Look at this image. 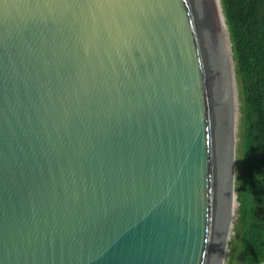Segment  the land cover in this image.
Masks as SVG:
<instances>
[{"label": "water", "instance_id": "1", "mask_svg": "<svg viewBox=\"0 0 264 264\" xmlns=\"http://www.w3.org/2000/svg\"><path fill=\"white\" fill-rule=\"evenodd\" d=\"M235 117L218 0H0V264H223Z\"/></svg>", "mask_w": 264, "mask_h": 264}, {"label": "trees", "instance_id": "2", "mask_svg": "<svg viewBox=\"0 0 264 264\" xmlns=\"http://www.w3.org/2000/svg\"><path fill=\"white\" fill-rule=\"evenodd\" d=\"M234 62L240 142L234 179V230L242 264L264 263V0H219Z\"/></svg>", "mask_w": 264, "mask_h": 264}, {"label": "rangeland", "instance_id": "3", "mask_svg": "<svg viewBox=\"0 0 264 264\" xmlns=\"http://www.w3.org/2000/svg\"><path fill=\"white\" fill-rule=\"evenodd\" d=\"M220 3V2H219ZM221 7V5H220ZM222 11V8H221ZM223 15V13H222ZM224 17V16H223ZM233 61V60H232ZM234 63V62H233ZM234 72V70H233ZM235 82V80H234ZM235 90H236V117H235V137H234V174H236L237 169V159H238V145L240 142L239 132H240V106L241 102L238 97V91L235 83ZM236 196V194H235ZM234 196L235 202L232 203L231 211L232 215L235 216V222L237 218V208H238V202L236 201V197ZM234 222V224H235ZM234 224L229 225V233H228V243L226 248V253L224 257V263L223 264H242V251H241V233L238 230H234Z\"/></svg>", "mask_w": 264, "mask_h": 264}, {"label": "bare ground", "instance_id": "4", "mask_svg": "<svg viewBox=\"0 0 264 264\" xmlns=\"http://www.w3.org/2000/svg\"><path fill=\"white\" fill-rule=\"evenodd\" d=\"M219 1V0H218ZM220 2V1H219ZM219 5H220V3H219ZM220 9H221V7H220ZM221 13H222V11H221ZM222 17H223V15H222ZM223 21H224V17H223ZM224 25H225V22H224ZM225 29H226V33H227V37H228V32H227V28H226V25H225ZM232 66H233V68H234V63H233V61H232ZM233 74H234V72H233ZM236 91V90H235ZM233 202H235V199H234V196H233V198H232V200H231V206H232V203Z\"/></svg>", "mask_w": 264, "mask_h": 264}, {"label": "built area", "instance_id": "5", "mask_svg": "<svg viewBox=\"0 0 264 264\" xmlns=\"http://www.w3.org/2000/svg\"><path fill=\"white\" fill-rule=\"evenodd\" d=\"M262 264H264V263H262Z\"/></svg>", "mask_w": 264, "mask_h": 264}]
</instances>
